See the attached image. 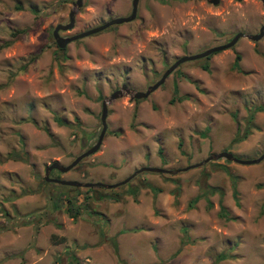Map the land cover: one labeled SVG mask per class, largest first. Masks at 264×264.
<instances>
[{
  "label": "rangeland",
  "instance_id": "obj_1",
  "mask_svg": "<svg viewBox=\"0 0 264 264\" xmlns=\"http://www.w3.org/2000/svg\"><path fill=\"white\" fill-rule=\"evenodd\" d=\"M74 1L0 0V264H213L217 256L215 264H264V159L142 172L111 189L43 180L47 165H68L94 145L101 101L113 91L125 84L143 92L179 57L256 34L261 2L138 0L133 21L58 49L51 32L67 23ZM130 2L82 0L73 29L59 35L126 17ZM259 106L264 34L179 65L145 99L111 100L98 150L49 177L112 185L140 168L180 170L212 153L257 158L264 108L244 140L230 141ZM66 196L75 218L64 212Z\"/></svg>",
  "mask_w": 264,
  "mask_h": 264
},
{
  "label": "water",
  "instance_id": "obj_2",
  "mask_svg": "<svg viewBox=\"0 0 264 264\" xmlns=\"http://www.w3.org/2000/svg\"><path fill=\"white\" fill-rule=\"evenodd\" d=\"M210 5L216 6L220 0H204ZM262 4V7L264 8V0H259ZM137 4L138 0H131L130 2V13L126 17H118V18H113L108 21H106L103 24H100L98 26H95L93 28L87 29L85 31H82L80 33L74 34L70 37H62L59 35V32H66L70 31L73 29L74 26V16L77 12V10L81 7L82 5V0H75L71 4V9L68 12L67 15V23L66 24H57L52 32L51 36L54 40V43L58 49H64L69 43L94 35L98 32H101L111 26H116V25H121L124 23L131 22L135 19L136 16V11H137ZM264 34V21L263 24L260 26L258 29V32L256 34H244V33H235L228 42L222 45H217L211 48H208L202 52H199L197 54L193 55H188V56H181L178 59H176L159 77L157 81H155L152 85H149L146 87L145 91H132L129 89L125 84H122L119 89L113 91L109 97L106 100L101 101V109H100V115H99V122L101 125L100 132L97 136L96 142L94 145H92L90 148L82 152L81 154L77 155L68 165L62 166L59 165L57 162H52L51 164L47 165L44 170H43V180L48 183H53L57 184L60 186H67V187H73L75 189L77 188H90V187H100V188H105V189H111V188H116L117 186L125 184L129 179L134 177L135 175L142 173V172H151V173H160V174H169V175H174L178 173L179 171H185L190 168H196L198 166H201L203 164H206L208 162H214L220 159H223L228 162H233L235 164L239 165H252V164H257L260 161L264 159V154L259 155L257 158L250 159V160H241L235 157L233 154L230 152H220V153H212L209 154L205 159L200 161L199 163H196L194 165L182 168L180 170H166L162 168H140L136 170L132 175L127 177L125 180L118 182L116 184L108 185V184H101V183H80L77 181H71V180H62V179H53L49 177V173L52 170H56L61 174H64L71 170L73 167H75L82 159L92 155L95 153L98 148L101 145L102 139L104 137L105 131H106V116H107V107L106 104L110 102L111 100L118 99L124 95L128 97L129 100L134 101V100H141L145 99L149 96L150 93L155 91L159 86L163 84L165 81L166 77L170 75L179 65L185 63V62H190V61H195V60H200L203 58L208 57L209 55H212L214 53H218L227 49H231L239 39L245 38L251 42H257L259 41Z\"/></svg>",
  "mask_w": 264,
  "mask_h": 264
},
{
  "label": "trees",
  "instance_id": "obj_3",
  "mask_svg": "<svg viewBox=\"0 0 264 264\" xmlns=\"http://www.w3.org/2000/svg\"><path fill=\"white\" fill-rule=\"evenodd\" d=\"M239 60H240L239 54L238 53H234V59H233V65L232 66L233 67H237ZM201 68L202 69H206V64L204 63L203 65H201ZM176 92H177V88H176V86L173 85V93L176 94ZM263 108H264V106H259V107H256V108H253V109L250 110V112L248 113L247 118H246V129H245V131L243 133H240L239 130H237L235 135L233 136V138L230 141L231 144L241 142L242 140H244L246 138L248 127H249L250 122L252 121L253 114L255 112H257V111H261ZM54 121L57 122L58 124H61V121L59 119H57L56 117H54ZM157 153H158V155H161L160 149L158 150ZM211 192H212V190H211ZM202 195H204V192L201 195H199V196H195L192 199V201L195 202ZM232 197L233 198L236 197L234 189L232 190ZM64 201L67 203L66 204L67 207L64 208V212L66 214H68V216L70 218H75L78 215L79 211L77 209L73 208V207H69V205L71 204V199H69L67 196L65 197ZM53 207L54 206H52V209H54ZM55 208H56V206H55ZM219 210H220L221 213L224 212L223 207L220 205V201H219ZM263 210H264V203L262 205V212H263ZM111 246H112V249L114 251V254L116 255V244H115L114 239L111 240ZM221 258H223V256H217L216 259L214 260L213 264L217 263L219 260H222Z\"/></svg>",
  "mask_w": 264,
  "mask_h": 264
}]
</instances>
